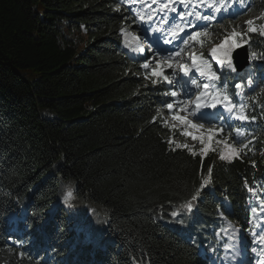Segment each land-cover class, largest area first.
I'll list each match as a JSON object with an SVG mask.
<instances>
[{"label":"trees","instance_id":"1","mask_svg":"<svg viewBox=\"0 0 264 264\" xmlns=\"http://www.w3.org/2000/svg\"><path fill=\"white\" fill-rule=\"evenodd\" d=\"M246 2L261 17L264 0ZM129 28L115 0H0V264H209L198 249L218 245L220 216L248 229L264 194V83L242 94L253 123L231 160L173 151L167 88L120 50ZM247 36L249 56L264 54V37ZM58 178L74 185L70 209ZM21 211L15 236L7 216Z\"/></svg>","mask_w":264,"mask_h":264},{"label":"rangeland","instance_id":"2","mask_svg":"<svg viewBox=\"0 0 264 264\" xmlns=\"http://www.w3.org/2000/svg\"><path fill=\"white\" fill-rule=\"evenodd\" d=\"M227 5L228 6L226 8L222 9L221 13H219V14L213 13V15L215 16V19L208 21V24L215 23V22H217V18L220 17V15H223L227 18L223 23H220L216 26L217 32H215L214 34L207 32L208 35L202 36L203 39H205L209 42L210 47L207 49L201 48L200 42H198L195 47H192V41L193 40H189L184 47L185 56L183 57V60L189 59L190 54L196 55L199 57L201 54L209 53L210 49L212 47L220 44L224 40L225 37L229 38V44H241V45H243L244 43H246V45H247L248 40H249L247 34H252V35L256 34V35H259L262 37V35H260L259 31L249 32L248 31V25L246 24L247 21L251 20L254 22L252 27L255 29H260L262 26H264V22L262 24H259L257 21L259 19V15H260L259 13L246 12V10H245L246 6L244 5V0H235V2L233 1L232 4L227 3ZM205 9L207 11L209 10L207 7ZM212 12H213V10H212ZM203 29L204 28H202L201 30H203ZM233 31L236 33V35H232ZM126 33L128 34V32L123 33V36H122L123 39L130 37ZM130 33H132V32H129V34ZM125 34L127 36L124 38ZM229 44H225L224 47L227 48L229 46ZM190 48H192V50H189ZM235 49H237V48H235ZM235 49H233V51ZM146 54L148 56H152L151 52H146ZM156 60H159L161 62L160 68H156V65H155ZM168 64L169 63L166 62L162 56L156 55L155 58L151 61L150 67H149L150 76H152V77L147 76V78L144 77V78H142V80L143 81L146 80L151 85L157 84L159 82L160 75H162L164 71H167V73L163 74V76L164 77L168 76V79L173 81L172 84H169L168 81L166 82L168 87H169V90L171 91V89L175 85V81L177 80V78H176V71L174 70V68L169 69L167 67ZM252 67H254V66H252ZM256 67L259 69L262 66L260 64H256ZM154 68H155L156 72L158 73V75H152V70ZM250 69H251V64L247 70L248 72L245 74V81L243 84H241V88L238 89V92H242L244 89H246V90L248 89L249 86H247V80L249 78H251L253 80V82H255L257 80L263 81L264 75L260 76L261 73H259V72L256 73L253 71V69H251V70ZM169 73H175V75H169ZM153 80H155L156 83H153L152 82ZM182 93L183 92L178 91V94H182ZM176 98H177L176 99L177 104L173 103V109H172L174 111V114H178L180 117H182L186 120H190L194 124L202 123V121H199L196 119V116L189 115L186 112H180L179 107L177 105H178V102L184 101V100H180L177 96H176ZM184 102H185L186 107H190L188 102H186V101H184ZM158 111L161 113V110H158ZM163 117L165 118V120L168 121V123L170 125L175 124V128H171V129L169 128V130L171 132L169 137H170V139H172L174 141V143H173L174 145L175 144H187L188 147L193 148V150L196 153H198V151H201L205 146L204 144H201V140H204L205 143L207 144L208 148H209L208 152L222 153L225 155L226 159H224V160H226V161H229L232 159V156L234 155L233 150L235 149L234 146L229 144L227 141L218 139L216 137V130L218 128L222 127L221 125H224L223 127L227 128V129L233 128L232 125H230V124L215 125V124L205 123L203 128H195L194 129V128H191L190 126H186L185 124L180 123L178 121H173L172 117L168 116L166 114V112L163 115ZM225 120L231 121L226 116H225ZM210 129H214L215 131H214V134L209 139L208 137H209V130ZM182 131L188 132L189 135H187V136L182 135L181 134ZM226 134H228V132H226ZM193 136L197 137V139H193ZM219 141H224L225 143H219ZM235 144H237V143L235 142ZM57 167H58V163L53 164L51 172H49V175H51V174L57 175V173H55V170L57 169ZM73 191H74V185H72V183L70 181H63L60 178H58V194H57V196H58V200L63 201L61 205L65 206L69 209L71 207H73V203H72L73 202L72 201ZM68 193H71V199L69 200V204L71 205V207L67 206L64 203L65 197L68 195ZM223 205H226V202H223ZM76 206H77V208H80V204L76 205ZM70 214L72 215V213H70ZM23 215L24 214L22 213V217H23ZM48 215H49L48 217L51 218L52 211H49ZM259 215L264 216V211ZM17 218L18 217L14 214H11L8 216V219L12 222H16ZM73 218H75V217H73ZM93 218H95L97 221H99L101 219V213H99L98 211H95ZM255 221L256 220L254 219V222ZM259 226H261V225H259ZM263 226H264V224H263ZM259 229L261 230L260 233H263V234L259 235L260 237L255 239L256 234H254L252 237L248 238V236L243 235L241 231H237L235 229H232L225 224L223 229L220 231L219 236H218V240L220 242H222L223 248L225 249L224 257L222 259H220L221 263H219V264H231L230 257H233V255H232L233 249L231 250L230 247L232 245H236V244L241 243V245H243V249L245 250L246 244H247V242H249L250 239H255L254 244H256L258 246L264 245V239H262V238H264V227L263 228L259 227ZM237 248H236V250L240 254L237 258H239V257L241 258V256H242L241 251L238 250ZM228 252H231V253H228Z\"/></svg>","mask_w":264,"mask_h":264},{"label":"snow or ice","instance_id":"3","mask_svg":"<svg viewBox=\"0 0 264 264\" xmlns=\"http://www.w3.org/2000/svg\"><path fill=\"white\" fill-rule=\"evenodd\" d=\"M153 2H155V0H153ZM181 3L185 4V7H188L189 5L185 2V0H181ZM200 3L205 4L206 7L208 9H212L214 13H221L222 9L226 8L227 2L226 0H220L219 3H215L213 2V0H200ZM193 8H195L197 5H191ZM150 7V5H149ZM161 7L163 9H168L169 8V3L167 2H163L161 4ZM171 11L175 12L176 9L173 7L171 8ZM138 15H140L138 13ZM179 15V14H178ZM188 16H194L196 20H204V21H210L215 19V16L212 13H207V14H201L200 12L197 11H193V12H186L183 13V15H180V20L183 23L185 17ZM140 19L142 21H144L146 18L143 15H140ZM162 20H164V17H161ZM177 17H173L171 22H168V30L170 32V35L172 37V39H180L182 40L185 44H187V40H184L183 37H180L178 35L179 32H184V27L181 25H178L175 23ZM259 19H264V13H262L261 17H259ZM147 20H152V16L149 15L147 17ZM189 24H191V21H188ZM253 21L249 20L246 22V24L248 25V31L249 32H254V31H259L260 35L264 36V26H262L260 29H255L252 27L253 25ZM149 29H146L145 32L147 33ZM193 28L196 27V25H192ZM159 26L157 27V29L152 30L153 32L155 31H159ZM127 34V33H126ZM188 36V39L196 41L198 37H202V36H206L208 35L207 33V26L205 25V28L203 30H199V31H194L191 33H185ZM129 36H131V40L130 41H126V46L128 47H133V44H135V46L133 47V51H136L138 53H142L145 54V59H144V63L141 65L143 68L148 69L150 67V63L151 61L155 58L156 54L159 52V49H156L155 52H153V48L155 47L154 45H151V41H149L150 43V47L145 50L143 47H141L139 45V43H136L140 37L132 35V34H127ZM232 35H236V33L233 31ZM199 42V41H198ZM164 43H171V40L165 38L164 39ZM225 44H229V38L225 37L224 40L212 47L208 53V57L211 58V60L215 61V64L217 65L216 69L213 70V65L209 62V59L205 58L202 54L198 57L196 55H189V59L192 61V67L195 68L196 72L199 73L200 77H206L208 80H220L221 77H225V81L224 83L221 85V87H225L226 83H227V77L230 75V73H235L237 72V66L234 63L233 57H232V51L235 48H239L242 47L241 44H229V46L227 48L224 47ZM201 47H203V43H201ZM146 52H151L152 56H148L146 54ZM177 55H179V53H177ZM168 60L172 59L171 54H169L166 57ZM250 59L251 60H264V54H261L260 56H257V53L252 52L250 53ZM199 60V63H197V61ZM155 65L156 68H160L161 67V62L159 60L155 61ZM167 67L169 69L172 68H178L181 72H183L184 76L180 77L178 80L175 81V85L173 86V88L171 89L170 93L169 92H165V95H171L172 97H176L178 94V91H183L184 95H188V90H189V84L192 86H195L197 88L203 87L204 89L209 88V84L208 83H199L197 78H194L195 73H193L192 75H189L191 69L184 63H179V64H172L169 63L167 65ZM152 75H158V73L156 72L155 68L152 70ZM169 75H175V73H169ZM184 77H188L187 80L184 79ZM147 78V77H146ZM165 80L168 81L169 84H172L173 81L168 79V76L164 77ZM153 83H156L155 80L152 81ZM253 84V80L251 78H249L247 80V86H251ZM235 88L239 89L241 88V84L237 83L234 85ZM262 92H264V90H261ZM216 96H222V100L227 102L225 104L226 110L231 114L234 109H235V105H233L231 103V101L229 100V97L226 94H222L217 92ZM200 99L201 97H197L196 103L194 105V107H186L185 106V102L184 101H180L178 102V107H179V111L180 112H186L189 115H193L196 116V119L199 121H202V123L200 124H194L192 123V121L190 120H186L182 117H180L178 114H173L172 115V120L173 121H178L180 123L185 124L186 126H190L191 128H203L205 123H210V124H215L217 120H219V116H217L215 113H205V112H201L197 115V111L200 107ZM216 97L214 96L212 99V103L210 104H205V107H210V108H215L216 107ZM165 106L168 110H172L173 109V103L170 102H165ZM244 112V106L241 105L240 106V113L237 114L235 116L236 119L238 120H245L248 119L247 116H245L243 114ZM159 115V114H158ZM155 119V118H154ZM164 124L166 127L171 128H175V124H169L167 120L164 121ZM214 129H210L209 130V139L211 138V136L214 134ZM238 135L239 130H237ZM182 135L187 136L189 135L188 132H181ZM193 139H197V137L193 136ZM168 145L170 146V148H172V150L174 151L175 148H187L189 152H191L193 155H196V152L192 149V148H188L187 144H175V147H172L174 141L172 139H169L167 141ZM219 143H225L224 141H219ZM201 144H204V148L201 150V155H206L207 152L209 151V148L207 146V144L205 143L204 140H201ZM227 146V145H226ZM243 147H246V145H243ZM238 154V153H237ZM220 159L224 160L226 159L224 154L220 155ZM211 172L212 169L211 167L208 168V177L203 179V182L201 184V188H203L206 184H208L210 182V177H211ZM200 192L199 190H197L191 197V200L187 201L182 207L186 208L189 212L192 210L193 208V201H196L197 198L199 197ZM71 199V193H68V195L65 197L64 203L71 207V205L69 204V200ZM179 213L177 212H173L172 216H178ZM178 223H183V220H179L176 221ZM264 239V238H262Z\"/></svg>","mask_w":264,"mask_h":264},{"label":"water","instance_id":"4","mask_svg":"<svg viewBox=\"0 0 264 264\" xmlns=\"http://www.w3.org/2000/svg\"><path fill=\"white\" fill-rule=\"evenodd\" d=\"M234 60L237 66V71H241L248 64L247 46L237 49L234 53Z\"/></svg>","mask_w":264,"mask_h":264},{"label":"bare ground","instance_id":"5","mask_svg":"<svg viewBox=\"0 0 264 264\" xmlns=\"http://www.w3.org/2000/svg\"><path fill=\"white\" fill-rule=\"evenodd\" d=\"M262 37H263V36H262ZM233 251H234V253H235L236 255H238V256L240 255L239 252H238L236 249H233ZM238 256H237V257H238Z\"/></svg>","mask_w":264,"mask_h":264}]
</instances>
